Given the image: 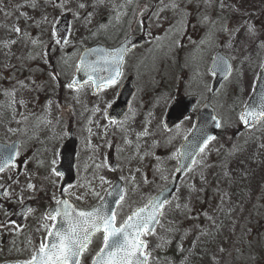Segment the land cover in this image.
I'll use <instances>...</instances> for the list:
<instances>
[{"label": "rangeland", "instance_id": "374dc122", "mask_svg": "<svg viewBox=\"0 0 264 264\" xmlns=\"http://www.w3.org/2000/svg\"><path fill=\"white\" fill-rule=\"evenodd\" d=\"M66 12L71 18L68 44L63 51H49L54 24ZM107 32L120 33L121 38L131 32L146 34V43L126 60L136 94L118 125L104 118L116 88L92 99L88 86L63 85L79 49ZM218 50L233 66L232 75L212 99L222 119L221 132L184 177L153 234L142 239L150 253L148 264H264V121L236 135L240 124L236 112L251 94L264 61V0H0V141L19 139L24 150L31 147L26 168L0 172V186H7L16 203L35 198L30 216L40 215L56 198L58 176L40 168L49 161L44 164V154L55 158L60 145L40 143L47 136L44 113L52 108L55 120L49 130L57 127L59 140L73 125L79 139L77 181L68 195L89 207L120 178L125 186L118 210L122 220L173 175L179 142L191 130L192 120L169 132L162 127L164 114L174 97L194 92L202 99L209 96L208 67ZM53 69H65L66 75L53 74ZM45 73L50 83L54 76L61 84L68 103L61 92L49 89ZM164 80L168 85L162 89ZM133 120L143 127V138L129 144L124 133ZM96 122L107 126L99 141L90 136ZM108 151L119 163L117 171L105 162ZM218 166L219 172L214 171ZM221 172L231 174L233 180L224 178L229 186L217 178ZM95 176L101 182L93 180ZM197 216L204 218L201 223ZM29 230V242L40 247L49 229ZM99 243L97 237L93 245ZM93 245L81 264L94 254Z\"/></svg>", "mask_w": 264, "mask_h": 264}, {"label": "water", "instance_id": "95a60500", "mask_svg": "<svg viewBox=\"0 0 264 264\" xmlns=\"http://www.w3.org/2000/svg\"><path fill=\"white\" fill-rule=\"evenodd\" d=\"M56 28L63 30L65 32V37H66L69 29L67 15H64L59 20ZM142 43H143L142 36L130 35L122 44H120L119 46L113 49H110L101 44L85 49L80 55L76 72L73 75L70 83L72 85L82 86L88 82H92L93 93H97L100 90V88L114 84V83L108 84V80L110 78H113L116 82L119 79L122 72L124 59L127 53ZM117 71L120 73L118 76L116 75ZM211 71L215 74L213 89L216 90V88L221 84L222 81H224L227 78V76L231 71L229 59L226 58L222 53H217L212 62ZM98 84L101 86L98 87L97 86ZM133 92H134V88L132 86L131 81L121 86L117 101L108 111L109 118H116V120H118L120 117L123 116V114L127 111ZM262 95H264V66L260 72L256 88L252 96L250 97L246 107L243 109V111H245L246 109L249 110L255 109L258 114L261 110H264L261 107L262 103H264L261 100ZM195 102L196 99L193 97H188L185 98L184 100L173 102L169 107L167 115L164 120V125L166 126V128L168 129L173 128L183 119H185L191 113L192 106L195 104ZM262 118L263 117H259V115L250 117L247 125H253ZM217 122L219 121L214 116L213 109L209 105H205L198 112L196 116V124L194 130L181 145V149H180L181 158L179 165L176 169L175 179L168 187L163 189L152 200H150L146 206L142 207L145 209V212L142 215H147L153 212L154 205L164 201H166L164 203H167L170 200L172 194L176 190L180 177L188 170L190 165L193 163L195 157L200 152V147L203 146L204 140L207 137L214 136L216 134L219 128L216 127ZM18 144H19L18 142H15L13 144L0 143V154L3 155L14 154L18 148ZM76 145H77V141L75 140V138L71 137L64 144L62 148V152H61L62 163L57 168V170L63 174V183L61 188H64L66 185H69L74 182L73 165H74ZM1 194L2 192L0 191V195ZM122 194H123L122 184L120 181H117L112 186V188L107 191L101 203L94 208L88 210L81 209L77 206H74L67 199H63L62 201L68 202L69 211H71V209H75L76 212H80V211L90 212L93 209H101L102 211H105L110 214L112 211H115L116 206L118 204L117 202H119ZM27 208L28 205H26L23 208V210L21 211L22 214L27 210ZM64 208H65L64 204H56L48 211V214L49 213L55 214L56 209H60L61 212H63ZM161 208L155 209L157 214V221L160 216L159 210ZM75 215L76 213L73 212L72 216L75 217ZM57 219H58V223L52 231H55L56 228L61 226L67 227V223L62 215L57 216ZM156 223L157 222L154 221L151 227L154 228ZM54 240H55L54 237H49L48 243ZM39 255L40 254L38 252L36 257L37 260H39ZM10 264H17V263H10ZM31 264H36V262L34 261Z\"/></svg>", "mask_w": 264, "mask_h": 264}, {"label": "snow or ice", "instance_id": "6c2138e0", "mask_svg": "<svg viewBox=\"0 0 264 264\" xmlns=\"http://www.w3.org/2000/svg\"><path fill=\"white\" fill-rule=\"evenodd\" d=\"M15 31L19 32L20 30L16 28ZM119 74L117 71L116 75ZM112 83H115V80L110 78L108 84ZM69 86L71 87V85ZM261 100L264 102V95L261 96ZM261 107L264 109V103ZM257 115L264 117V110L257 114L255 109H246L240 113L239 118L242 123L247 125L249 118ZM220 126V123L217 122L216 127ZM215 139V136L207 137L203 146L200 147V151L203 152L208 142ZM18 154V151L9 155L0 154V172H3L12 163L14 155ZM57 175H61V173H57ZM28 187L32 188L33 185L29 184ZM120 199H123V196ZM164 202L154 205V211L147 215H142L145 212L144 208L133 212L120 227H116L115 211L110 214L101 209H93L90 212H76L75 209L69 211L67 201H57V204L65 205L63 212L56 209L55 214L49 213L46 218L55 220L57 216L62 215L67 227L61 226L55 231H49V236L54 237L55 240L48 244L42 243L39 248V260L34 256L33 261L36 264H80L79 258L87 250L92 236L102 230L103 246L93 258L92 264H148L150 253L146 251L147 245L141 236L153 234L154 228L151 225L154 221L158 222L155 209L161 208ZM73 212L76 213L75 217L72 216Z\"/></svg>", "mask_w": 264, "mask_h": 264}, {"label": "flooded vegetation", "instance_id": "af4514ba", "mask_svg": "<svg viewBox=\"0 0 264 264\" xmlns=\"http://www.w3.org/2000/svg\"><path fill=\"white\" fill-rule=\"evenodd\" d=\"M56 32V31H55ZM54 32V39L51 40L50 43H48V49L49 51L54 50L55 52L63 51L65 45L68 44V38L65 41H62L61 35L59 32ZM144 36H146L145 32H142ZM106 37H108V40H110L113 35L109 33L105 34ZM113 40L112 43L108 44L109 47H116L122 40H119L118 37L111 39ZM76 49V48H75ZM93 97L92 99H94ZM70 109V106H69ZM37 116H30L31 118H36ZM65 114L60 113V118H64ZM76 118V114L74 111H72V115L70 118V121L73 122ZM89 119V118H88ZM120 122V121H119ZM119 122H115L118 124ZM70 129H74V126L71 125L67 129V134ZM66 137V133H63L61 135V138H59V141H64ZM19 154L16 156L15 163L13 167H22V169H25L28 165L27 159L29 158L31 151H27L26 153L18 152ZM110 157H113L111 155ZM59 161V156L56 155L54 159V163ZM12 167V168H13ZM5 192H9L8 188L4 187ZM60 195V194H59ZM60 197V196H59ZM24 202L18 203L17 205L14 204V195L7 194L3 196L0 200V264H4L9 261L17 260L18 257H26L31 253V249L26 246V244H22L21 242L16 241V236L19 237V241L21 239H25V237L28 235L27 229H50L53 225V220L46 219L44 216L38 217L30 216L29 213L25 216V218L20 221L17 218L16 211L18 208L22 206ZM36 208V200H32V210ZM29 215V216H28ZM46 220V221H44ZM41 222V225L38 226L37 224ZM16 247L18 249L16 250ZM17 251V253H16ZM27 254V255H26ZM26 261V260H24Z\"/></svg>", "mask_w": 264, "mask_h": 264}, {"label": "bare ground", "instance_id": "6f19581e", "mask_svg": "<svg viewBox=\"0 0 264 264\" xmlns=\"http://www.w3.org/2000/svg\"><path fill=\"white\" fill-rule=\"evenodd\" d=\"M106 126L100 122H96L90 131L91 136H93L96 139H99V137L105 132ZM143 127L139 125L137 120H133L131 127L129 130H127L124 133L125 140L131 144L133 142H139L143 138V135L141 133Z\"/></svg>", "mask_w": 264, "mask_h": 264}]
</instances>
